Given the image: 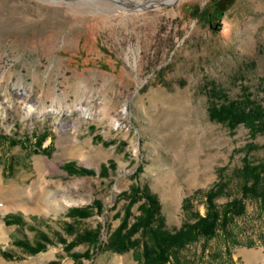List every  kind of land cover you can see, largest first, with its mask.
Segmentation results:
<instances>
[{
    "label": "rangeland",
    "instance_id": "1",
    "mask_svg": "<svg viewBox=\"0 0 264 264\" xmlns=\"http://www.w3.org/2000/svg\"><path fill=\"white\" fill-rule=\"evenodd\" d=\"M157 1L0 0V190L17 187L0 195L3 264H148L144 238L110 243L130 186L155 195L174 232L216 183L215 206L240 197L243 211L165 264H264V185L243 197L241 172L264 162V129L208 115L246 94L264 107V0ZM30 188L52 204L16 206L34 203ZM85 231L98 240L66 247Z\"/></svg>",
    "mask_w": 264,
    "mask_h": 264
},
{
    "label": "trees",
    "instance_id": "2",
    "mask_svg": "<svg viewBox=\"0 0 264 264\" xmlns=\"http://www.w3.org/2000/svg\"><path fill=\"white\" fill-rule=\"evenodd\" d=\"M210 98H215L217 91L211 89ZM217 98V97H216ZM208 115L210 119L216 120L233 127L238 123H243L249 127L253 133L260 132L264 129V107L255 103L249 94L242 96L239 99H225L220 103H210L208 107ZM69 162L64 163V167L68 171L79 174H92L93 170L85 167L69 168ZM243 175L242 196L248 194L259 195L261 197L263 191L262 175L264 172V162L252 164L245 162L241 168ZM219 184H213L204 192L206 201V212L199 215L197 219L188 224L180 226L174 232L164 229L163 220L159 215V203L153 193L146 188L139 189L135 185H131L129 192L126 194L128 203L126 205L123 219L114 229L110 236V243L117 251H124L130 247H135L140 243V237L144 238L142 242L143 256L148 264H165L169 261L172 253L184 246L185 244L195 241L199 237L209 238L215 234L218 225L223 226L226 223L228 216L240 214L243 211L244 204L242 198L233 197L225 202L222 210H219L213 198L217 194L216 190ZM123 191L122 194H125ZM139 197H143L138 205L140 213L135 217L132 223L128 225L127 218L129 209ZM77 208L70 209L71 212ZM72 212V213H73ZM83 216L85 210L78 212ZM14 219L13 217L8 218ZM156 221V223H155ZM137 231H140L139 237H132ZM98 233L96 231H85L77 235L74 239L66 244V247H72L80 241H97ZM35 250V249H34ZM77 254L74 256H81Z\"/></svg>",
    "mask_w": 264,
    "mask_h": 264
},
{
    "label": "bare ground",
    "instance_id": "3",
    "mask_svg": "<svg viewBox=\"0 0 264 264\" xmlns=\"http://www.w3.org/2000/svg\"><path fill=\"white\" fill-rule=\"evenodd\" d=\"M155 1H157V0H155ZM168 1H171V0H166V2H168ZM160 2L163 3V1H157V3H160ZM14 188H17V187L16 186H8L4 191H1L0 190V195L5 194L6 192L13 190ZM31 189L32 188L29 189V191H31V193H30L31 196L34 194V191L36 192L34 194V196H33V198L36 196L34 203H27V202H24L23 203L22 201L21 202H15L16 203V206H20L23 209H34V210H36L37 208L41 207L42 205L49 206V205L52 204V201H50L49 200L50 198H48L49 191L42 190V189H38V190H36V189H32L31 190ZM17 192H19V191H17ZM8 200L9 201H12V202L15 201L12 198H10ZM0 201L3 202V200H1V199H0ZM0 229H1V225H0ZM247 255H248V253H246V256ZM0 264H3V263L0 261Z\"/></svg>",
    "mask_w": 264,
    "mask_h": 264
},
{
    "label": "crops",
    "instance_id": "4",
    "mask_svg": "<svg viewBox=\"0 0 264 264\" xmlns=\"http://www.w3.org/2000/svg\"><path fill=\"white\" fill-rule=\"evenodd\" d=\"M48 213H49V211H48ZM43 215H44V214H43ZM45 222H47V221H45ZM49 222H51V221L48 220V223H49ZM45 257H46V255H45V256H40V257H38V259H36L35 261H33V262L30 263V264H41V262L44 261Z\"/></svg>",
    "mask_w": 264,
    "mask_h": 264
}]
</instances>
